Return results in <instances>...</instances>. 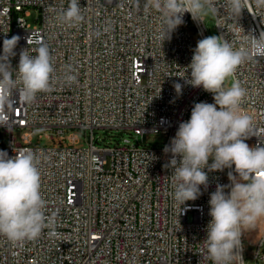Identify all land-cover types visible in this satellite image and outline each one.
<instances>
[{
    "label": "built area",
    "instance_id": "built-area-1",
    "mask_svg": "<svg viewBox=\"0 0 264 264\" xmlns=\"http://www.w3.org/2000/svg\"><path fill=\"white\" fill-rule=\"evenodd\" d=\"M68 3L0 0V52L6 36L20 37L11 58L16 68L22 49L43 43L56 70L50 92L32 102L14 97L0 109L6 113L0 128L8 133L0 150L10 157L23 149L39 155L44 211L55 215L57 233L51 236L45 228L36 240L20 243L0 236V264H212L202 244L210 194L218 184L230 185L234 166L222 172L206 168L207 189L201 186L203 194L187 201L190 207L181 213L172 197L171 170L164 167L171 154L163 151L195 103H214L211 93L185 80L197 41L208 36L205 23L185 13L184 23L162 45L161 14L146 10L145 0H80L85 18L75 27L55 20ZM217 8L219 34L237 47L245 34L258 37L264 31V8L254 3L238 20L228 15L225 0H217ZM32 10L38 14L35 26L27 20ZM69 66L77 77L72 84L64 80ZM233 79L247 90L242 111L264 135V57L253 55ZM15 129L22 131L19 136ZM99 129L161 134L165 141L162 147L138 139L102 146L95 136ZM75 130L84 131L86 146H77ZM37 133L55 144L34 143ZM259 140L245 142L251 147ZM255 245L254 264H264V233ZM242 256L246 264L244 248Z\"/></svg>",
    "mask_w": 264,
    "mask_h": 264
},
{
    "label": "clouds",
    "instance_id": "clouds-1",
    "mask_svg": "<svg viewBox=\"0 0 264 264\" xmlns=\"http://www.w3.org/2000/svg\"><path fill=\"white\" fill-rule=\"evenodd\" d=\"M253 3L257 9L264 8V0H225L228 15L236 20ZM145 9L161 14L158 38L162 45L184 23L185 13L202 24L219 13L217 0H145ZM84 18L80 0H69L67 8L55 16L57 22L73 27ZM19 39L15 35L3 39L0 109L11 104L14 97L34 101L38 93L50 92L56 79L50 50L43 43L32 50L22 49L18 66L12 67L11 58L17 55ZM253 55L264 57V31L258 37L245 34L239 47L223 35L197 41L191 62L185 67L190 78L185 80L192 87L211 93L214 103H195L190 119L179 124L175 136L163 149L165 154H171L164 167L171 170L172 197L181 213L190 207L187 201H195L203 194L201 186L207 189L208 172H222L234 166L228 172L230 185L218 184L210 194L211 219L202 244L204 258L212 264H244L243 234L264 218V135L258 133L254 117L242 111L247 90L239 81H233L231 86L225 84ZM71 73L69 66L64 75L68 84L77 79ZM174 87L181 94L182 85L176 83ZM4 115L0 111V117ZM252 136L260 140L250 147L245 141ZM39 163V155L31 149L16 151L11 157L0 150V236L12 243L34 241L45 228L50 230L49 235H57L55 215H45Z\"/></svg>",
    "mask_w": 264,
    "mask_h": 264
},
{
    "label": "rangeland",
    "instance_id": "rangeland-1",
    "mask_svg": "<svg viewBox=\"0 0 264 264\" xmlns=\"http://www.w3.org/2000/svg\"><path fill=\"white\" fill-rule=\"evenodd\" d=\"M37 12L35 10L31 11V14L27 17L28 23H30L32 26L36 25V18H37ZM216 17H208L205 19L204 23L207 28V34L208 36L212 35H220L219 30L217 27V22H216ZM234 81L233 76L230 77L226 82V86H231L232 82ZM22 131L19 129H15L14 133L19 136V134ZM95 136L98 139V143L102 146L104 145H115L117 142L124 143L125 140L130 139L132 142L138 141L147 143L149 145H154L156 144L159 147H162L164 145V136L161 134H146V135H136L135 133L132 132V134L128 132H121L119 130H104V129H99L95 131ZM75 133L78 134L80 137L81 141L77 145L79 147L86 146L85 142V133L84 131L81 130H75ZM8 133L0 128V140L2 138H7ZM57 140V137H54ZM33 142L41 145V146H52L55 144L54 139L52 137L48 138L45 135L42 137L39 136V134H34L33 135ZM67 145V143H65ZM210 163H212L211 159L209 160ZM246 237L244 238L243 241V248H244V257H245V262L246 264H254L253 260V252L256 249V242L260 238V236L264 233V218H261L257 222V225L254 229L245 231Z\"/></svg>",
    "mask_w": 264,
    "mask_h": 264
}]
</instances>
